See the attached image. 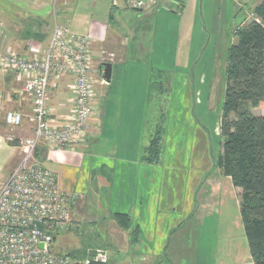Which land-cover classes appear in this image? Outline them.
<instances>
[{"label": "crops", "instance_id": "1", "mask_svg": "<svg viewBox=\"0 0 264 264\" xmlns=\"http://www.w3.org/2000/svg\"><path fill=\"white\" fill-rule=\"evenodd\" d=\"M114 1L0 0V188L21 159L19 141L34 134L28 118L33 102L21 94L24 77L4 72L2 56L12 50L41 57L53 27L67 24L92 36L96 79L104 76L105 64H99L103 52L114 54L105 62L112 64L110 82L94 87L96 114L89 134L69 148L44 145L46 152L38 158L57 174L63 190L84 195L74 206L79 220L85 217L89 226L101 222L104 232L113 233L122 230L115 214H128L131 228L123 230L130 246L148 252L146 264L251 262L241 190L214 164L203 124L207 117L199 112L205 98L197 87L192 97L191 86L206 82L210 59L226 47L229 32L231 44L236 41V30L256 18L253 10L263 0H154L144 9ZM194 8L191 28H184L186 12ZM205 57L207 63L198 60ZM155 70L175 74L173 85L168 83L173 89L183 78L186 91L179 101L187 111H175L174 92L165 154L162 161L150 163L144 152L154 137ZM72 81L69 75L51 81L54 124L73 112ZM8 110L22 112L23 123L7 124Z\"/></svg>", "mask_w": 264, "mask_h": 264}, {"label": "built area", "instance_id": "2", "mask_svg": "<svg viewBox=\"0 0 264 264\" xmlns=\"http://www.w3.org/2000/svg\"><path fill=\"white\" fill-rule=\"evenodd\" d=\"M128 8H149L154 0H123ZM117 4V1H114ZM92 36L79 34L67 24L55 25L43 56L27 58L9 50L2 56V69L24 77L21 94L31 96L33 110L29 121L33 123L32 137L21 139L18 147L21 159L0 188V264H90L91 260L108 263L102 249L85 260H73L66 254L53 252L57 234L78 226L72 218L79 192L63 190L57 174L47 168L36 156L40 144L53 148L77 145L92 127L96 114L93 104L97 82L107 85L101 75L94 77L96 69L92 54ZM100 63L111 62L114 54L103 52ZM72 77L73 112L63 123H53L49 107V88L53 78ZM5 121L19 126L24 121L20 111L9 110ZM246 264H253L247 262Z\"/></svg>", "mask_w": 264, "mask_h": 264}, {"label": "trees", "instance_id": "3", "mask_svg": "<svg viewBox=\"0 0 264 264\" xmlns=\"http://www.w3.org/2000/svg\"><path fill=\"white\" fill-rule=\"evenodd\" d=\"M256 18L238 28L228 49L227 84L220 121L222 152L215 158L224 175L240 191V211L253 264H264V0L254 10ZM105 64V63H104ZM159 130L145 149L144 159L160 161ZM44 144L36 150L43 158ZM123 229L131 228L128 214L116 213ZM74 264H83L76 262Z\"/></svg>", "mask_w": 264, "mask_h": 264}, {"label": "rangeland", "instance_id": "4", "mask_svg": "<svg viewBox=\"0 0 264 264\" xmlns=\"http://www.w3.org/2000/svg\"><path fill=\"white\" fill-rule=\"evenodd\" d=\"M188 9V8H187ZM196 8L192 9L189 13L186 12L185 19L188 23L184 22V28L190 26L193 23V19L196 16ZM252 17V16H251ZM54 28V27H53ZM232 32H229V40L226 41L225 48L217 52V56L210 59L207 72H205L204 80L206 82L203 85L193 84L191 96L193 97V89H197L196 92L205 98V102L199 109L200 114H206L207 119L203 122L207 129L208 134V149L214 157V164H216L215 158L219 157L222 152V137L220 135V121L222 108L225 97V90L227 84V62H228V49L231 45ZM179 43L177 47L179 48ZM206 62L208 58H198V60ZM176 73V72H175ZM175 74L168 72L154 71V136L160 130L162 135L160 161L165 154V131L168 128L167 118L169 117V102L174 96L175 92V111L184 114L187 111L185 105L180 104V97L183 96L186 91L183 78L176 83L175 88H171L168 85L169 82L173 85V78ZM183 76V75H182ZM192 76V74H191ZM163 89V90H162ZM201 100V99H200ZM152 106H149L151 110ZM9 111V110H8ZM254 112L258 115L264 114V106L254 108ZM196 113V112H195ZM167 115V117H166ZM150 139V138H149ZM145 156V152H144ZM78 192V191H75ZM82 194V192H79ZM83 195V194H82ZM84 197V195H83ZM82 197V198H83ZM81 199V198H80ZM79 199L74 206L77 205ZM74 206L72 211L73 220L76 219V223H79V215L74 213ZM85 217H82L78 226L65 229L56 235L53 242V252L66 254L73 260H85L92 256L97 249L104 250L108 255L107 264H146L150 263L151 258L146 250L138 247L130 246L129 235L122 230L120 232L106 233L103 230V224L98 222L95 225L89 226L85 224ZM126 230V229H125ZM119 231V229L117 230ZM132 242V241H131ZM252 262V261H251Z\"/></svg>", "mask_w": 264, "mask_h": 264}, {"label": "water", "instance_id": "5", "mask_svg": "<svg viewBox=\"0 0 264 264\" xmlns=\"http://www.w3.org/2000/svg\"><path fill=\"white\" fill-rule=\"evenodd\" d=\"M112 75V64L111 63H105V70H104V77L108 82L111 80ZM90 264H101V262L91 260Z\"/></svg>", "mask_w": 264, "mask_h": 264}]
</instances>
